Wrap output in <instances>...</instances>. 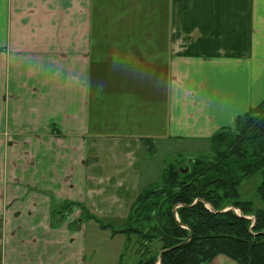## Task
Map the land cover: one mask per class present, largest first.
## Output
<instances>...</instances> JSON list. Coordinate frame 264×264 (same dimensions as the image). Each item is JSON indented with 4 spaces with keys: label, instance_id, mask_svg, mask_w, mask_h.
Listing matches in <instances>:
<instances>
[{
    "label": "crops",
    "instance_id": "obj_1",
    "mask_svg": "<svg viewBox=\"0 0 264 264\" xmlns=\"http://www.w3.org/2000/svg\"><path fill=\"white\" fill-rule=\"evenodd\" d=\"M263 101L264 0H0V264H89L72 203L127 219Z\"/></svg>",
    "mask_w": 264,
    "mask_h": 264
},
{
    "label": "trees",
    "instance_id": "obj_2",
    "mask_svg": "<svg viewBox=\"0 0 264 264\" xmlns=\"http://www.w3.org/2000/svg\"><path fill=\"white\" fill-rule=\"evenodd\" d=\"M208 145L188 162L186 174L168 165L155 189L139 193L128 221L143 217L153 223L142 239L161 242L159 264H211L219 256L234 264H264V101L237 117L233 128L216 132ZM255 175L259 208L239 193ZM71 205L97 220L82 205ZM154 253L146 259L139 249V264H156Z\"/></svg>",
    "mask_w": 264,
    "mask_h": 264
},
{
    "label": "rangeland",
    "instance_id": "obj_3",
    "mask_svg": "<svg viewBox=\"0 0 264 264\" xmlns=\"http://www.w3.org/2000/svg\"><path fill=\"white\" fill-rule=\"evenodd\" d=\"M201 147H193L190 145V149L185 153H174L172 151L168 155H161L157 159V163H164V168L167 166L184 167L186 162L199 158L200 155L206 153L209 150L208 144H200ZM178 152V151H177ZM188 159V160H187ZM157 177V176H156ZM161 181V176L157 178L156 182L151 183L145 189H155ZM260 183V176L255 175L248 180L242 182L239 187L240 199L242 201L253 202L256 208H259V202L257 199L256 188ZM133 205V204H132ZM84 206V205H83ZM85 207V206H84ZM124 205L121 210L124 212ZM131 212V211H130ZM90 215H93L89 212ZM117 214V213H116ZM94 216V215H93ZM97 220L87 219V216L82 218L81 231H85L89 245L91 247L90 257H88L89 264H139L140 256L137 251L140 249V254L146 256L149 259L150 255L159 252L161 248V242L154 238L150 243L145 244L143 242V233L148 232L151 228V222H147L141 219H134L132 222L127 219L116 218H100L94 216ZM124 231V232H121ZM142 232L141 234L137 233ZM155 234V233H154ZM146 250V251H145ZM148 250V252H147Z\"/></svg>",
    "mask_w": 264,
    "mask_h": 264
},
{
    "label": "water",
    "instance_id": "obj_4",
    "mask_svg": "<svg viewBox=\"0 0 264 264\" xmlns=\"http://www.w3.org/2000/svg\"><path fill=\"white\" fill-rule=\"evenodd\" d=\"M189 170H188V164H185V170L184 171H182V170H180V172L182 173V174H186L187 172H188ZM162 253H163V251L159 254V259H160V257H161V255H162ZM159 260H158V263L157 264H159Z\"/></svg>",
    "mask_w": 264,
    "mask_h": 264
}]
</instances>
